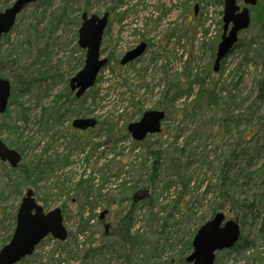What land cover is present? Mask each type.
<instances>
[{"label": "rangeland", "instance_id": "obj_1", "mask_svg": "<svg viewBox=\"0 0 264 264\" xmlns=\"http://www.w3.org/2000/svg\"><path fill=\"white\" fill-rule=\"evenodd\" d=\"M15 1L0 0V12ZM44 2L28 6L0 42L4 79L21 85L22 65L31 77L42 75L11 104L0 140L13 149L27 142L21 164L41 158L55 165L22 187L19 174L0 161V250L9 243L22 198L33 190L46 212L62 209L70 235L66 242L48 237L18 264H188L195 234L218 212L237 220L253 247L222 252L216 264H264V0L252 8L238 0L241 9L250 7L251 24L219 72L213 68L224 0ZM85 12L109 13L101 46L108 64L82 101L70 105L69 81L86 58L78 46ZM142 43V56L121 65ZM57 97L61 114L68 112L47 135L39 133L42 110L52 108ZM152 110L167 113L162 132L136 144L127 127ZM80 118L98 123L86 131L74 129ZM13 123L20 128L15 134ZM229 158L235 199L251 203L252 216L245 217L239 207L217 209ZM105 211L106 221L100 220ZM126 216L135 241L124 249L119 235ZM88 217L93 219L87 224ZM87 251L90 257L83 260Z\"/></svg>", "mask_w": 264, "mask_h": 264}, {"label": "water", "instance_id": "obj_2", "mask_svg": "<svg viewBox=\"0 0 264 264\" xmlns=\"http://www.w3.org/2000/svg\"><path fill=\"white\" fill-rule=\"evenodd\" d=\"M36 2L37 0H16L10 8L0 12V41L4 35L11 32L18 16ZM224 2L223 33L214 62L215 72L219 71L221 62L238 43L240 32L248 29L251 24L250 11L247 7L241 9L238 0H224ZM243 2L247 6L255 7L258 0H243ZM108 22L109 13H105L102 17L87 12L82 15L78 46L86 50L85 64L69 83L71 90L76 92L77 98L83 97L95 85L100 70L108 64L107 58H101V45ZM145 50L146 44H140L122 58L121 64L126 65L135 61ZM11 94L12 83L0 75V117L8 110ZM165 116L164 111H147L138 122L129 124L127 130L134 141L141 143L148 136L161 133ZM96 125L95 119L86 118L76 119L72 123L73 128L78 130H87ZM0 160L9 163L12 168H17L22 156L0 140ZM107 212L101 215V219ZM49 236L60 242H66L69 238L62 209L56 208L45 212L37 202L34 192L28 191L22 198L17 212L13 237L0 250V264H18L32 256L36 247ZM240 237V225L233 219L227 220L223 212L216 213L197 231L192 242L193 252L186 261L190 264H214L216 254L233 248Z\"/></svg>", "mask_w": 264, "mask_h": 264}, {"label": "trees", "instance_id": "obj_3", "mask_svg": "<svg viewBox=\"0 0 264 264\" xmlns=\"http://www.w3.org/2000/svg\"><path fill=\"white\" fill-rule=\"evenodd\" d=\"M10 0H6V2H8ZM45 1V5H49L51 0H38L36 3L37 4H41V2ZM88 10V9H87ZM81 20V19H79ZM263 30H264V23H263ZM239 45H237L235 48H238ZM234 48V49H235ZM22 65V64H21ZM22 68L24 69V72L22 74V80L21 85L18 84L17 82L12 83V95L11 98L9 100V107L7 112L1 116L0 118V136L2 133V122L4 120H6L9 115H10V111L9 108L11 106V104L17 99L19 93H21L22 91H28L30 86H36L37 82L39 81V79L42 77V75L40 76L39 73H37V76H33L30 73H28L27 71L29 70V68L25 65H22ZM260 85L263 86L264 85V79L262 81H260ZM22 87V88H20ZM68 92L73 95L69 90V87H67ZM67 100L68 103L70 105H72L73 102H80V100L82 101V99H76L74 96L73 98L70 100L68 95H67ZM60 101V97L56 98L55 104L52 108L50 109H46L42 112V115L40 116V118L37 121V124L39 125V133H42V131L45 133V135L48 134L49 131V127H53L55 124H59L61 123V121L63 120V117L66 116V113L68 112V109L65 111V113L61 114V108H62V104L59 102ZM72 103H70V102ZM214 102V99L212 101V103ZM73 114L78 113L76 110L72 111ZM21 119L23 120L24 124L27 126L29 124V118L27 117V114L23 113L21 116ZM13 126V131H11L12 134L17 133L18 131H20L19 126H17L16 123L12 124ZM42 127V128H41ZM113 127H111V131L112 132ZM139 144V143H136ZM27 142H23L21 141L19 145L16 146V149L22 153V150L24 147H26ZM13 144L9 145V147L13 148ZM234 152L231 153L230 157H235ZM230 160L227 159L226 162H224L223 167H222V177H221V183H220V193H219V199L221 200V202L218 203L219 207L217 209H229L227 208V206H230L231 208L229 210H232L233 208L239 207L241 212H243V214L245 215V217L248 216H252L253 214H255L254 209H253V205L251 203L249 204H244V203H239L236 199H235V195L232 191V188H234L235 184H234V180L232 179V171H233V164L231 163ZM55 165V163H53V161H47V160H42L41 158H39V160L37 162H32V163H28V164H20L19 167L17 169H11V172L13 174H19L18 176L20 177L21 181H23L22 187H25L27 185H33L35 182H37L41 177H43L44 174H46L47 172L51 173L53 171V166ZM157 165H159V160L155 162L154 167L156 168V170L154 169V173L155 171H157ZM155 175V174H154ZM36 178V179H34ZM80 187L83 184V182L79 183ZM257 184H253V186H256ZM22 193V190H21ZM134 197H133V202H134ZM130 216H126V218L124 220L121 221V226H120V241L119 243H121V245L123 246L124 249L127 248V245L129 244H133L135 241V236L132 234L131 232V226L129 225L130 222L129 221ZM254 218V217H253ZM93 219V217H88L85 219L86 223H90L91 220ZM100 219V217H99ZM246 219V218H244ZM237 221V220H236ZM238 222V221H237ZM15 226H16V218L14 217L13 219V225L11 226V231H10V236H9V241L12 238L13 232L15 230ZM84 235V234H82ZM119 238V237H118ZM253 247L252 244H249V242L246 239H243L242 235L240 237V240L235 244V246L229 250H227L226 252L229 253H233V252H242L247 250L248 248ZM102 248L99 247H95L93 249V251L96 250H100ZM90 251H87V253L83 256V260L88 259L90 256ZM219 254L217 255V260H218ZM130 255H127V261L129 260ZM216 260V261H217Z\"/></svg>", "mask_w": 264, "mask_h": 264}, {"label": "flooded vegetation", "instance_id": "obj_4", "mask_svg": "<svg viewBox=\"0 0 264 264\" xmlns=\"http://www.w3.org/2000/svg\"><path fill=\"white\" fill-rule=\"evenodd\" d=\"M250 16H251V15H250ZM238 41H239V40H238ZM237 45H238V43L235 45V47H236ZM235 47H234V48H235ZM234 48H233V50H234ZM134 49H135V48H134ZM217 49H218V48H217ZM233 50H232V51H233ZM232 51H231V52H232ZM231 52H230V53H231ZM216 53H217V52H216ZM230 53H229V54H230ZM229 54H228V55H229ZM140 57H141V56H140ZM215 59H216V56H215ZM225 59H226V58H225ZM225 59H224V60H225ZM136 60H137V59H136ZM224 60H223V61H224ZM223 61H222V62H223ZM214 62H215V61H214ZM222 62H221V64H222ZM128 64H129V63H128ZM121 65H122V64H121ZM126 65H127V64H126ZM220 67H221V65H220ZM213 70H214V68H213ZM219 70H220V68H219ZM218 72H219V71H218ZM69 83H70V81H69ZM68 86H69V85H68ZM69 89H70L69 91L73 94V96H74L76 99H83L84 96L86 95V94H85L83 97H81V98H77V97H76V92H73V91L71 90L70 86H69ZM60 99H61V98H60ZM166 118H167V113H166V116H165V120H166ZM165 120H164V121H165ZM164 121H163V122H164ZM163 122H162V124H163ZM97 123H98V122H97ZM81 131H86V130H81ZM161 132H162V131H161ZM146 140H147V139H146ZM146 140H145V141H146ZM145 141H144V142H145ZM108 212H109V211H108ZM108 212H107V213H108ZM105 219H106V218H105ZM105 219H101V220L106 221ZM16 221H17V218H16ZM238 223H239V222H238ZM239 224H240V223H239ZM240 226H241V225H240ZM108 229H109V225H108V224H105V234H106V235H108V234H107ZM241 229H242V228H241ZM68 233H69V231H68ZM69 235H70V233H69ZM241 235H242V232H241ZM43 242H44V241H43ZM216 260H217V255H216ZM216 260H215V263H214V264H216Z\"/></svg>", "mask_w": 264, "mask_h": 264}, {"label": "bare ground", "instance_id": "obj_5", "mask_svg": "<svg viewBox=\"0 0 264 264\" xmlns=\"http://www.w3.org/2000/svg\"><path fill=\"white\" fill-rule=\"evenodd\" d=\"M250 7H251V6H250ZM250 7H247V8L249 9V11H250V14H251V10H250ZM251 8H252V7H251ZM42 112H43V110H42ZM44 175H45V174H44ZM44 175H43V176H44ZM41 178H42V177H41Z\"/></svg>", "mask_w": 264, "mask_h": 264}]
</instances>
